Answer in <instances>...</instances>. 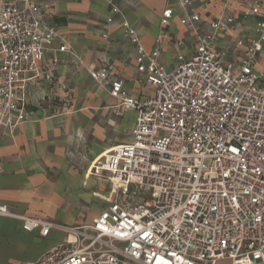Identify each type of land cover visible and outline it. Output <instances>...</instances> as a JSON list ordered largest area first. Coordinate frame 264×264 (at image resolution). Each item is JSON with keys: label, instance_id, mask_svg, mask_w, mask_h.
Returning a JSON list of instances; mask_svg holds the SVG:
<instances>
[{"label": "built area", "instance_id": "2783aa9c", "mask_svg": "<svg viewBox=\"0 0 264 264\" xmlns=\"http://www.w3.org/2000/svg\"><path fill=\"white\" fill-rule=\"evenodd\" d=\"M223 1L194 55H178L171 70L159 62L160 37L148 53L121 21L135 47L136 83L144 93L133 95L109 63L87 69L100 89L137 115L129 139L94 167L108 173L119 199L91 224L61 228L65 239L36 260L0 264H264V87L255 72L264 50V3L254 0L244 12L255 20V36L235 63L214 50L218 35L234 22L225 13L231 0ZM195 2L178 0V6L181 25L197 32ZM120 14L110 3L106 26ZM173 14L167 7L161 26ZM50 17L38 0H0V138L29 120L26 74H36L58 38ZM56 53L82 65L66 45ZM131 184L134 194L149 197L125 200ZM0 216L14 217L3 204ZM18 219L23 230L43 237L54 227Z\"/></svg>", "mask_w": 264, "mask_h": 264}, {"label": "crops", "instance_id": "0c3cea01", "mask_svg": "<svg viewBox=\"0 0 264 264\" xmlns=\"http://www.w3.org/2000/svg\"><path fill=\"white\" fill-rule=\"evenodd\" d=\"M38 1L48 5L49 23L58 38L44 60L36 64V74H26L30 78L26 82L28 122L0 138V204L14 215L0 216V221L14 219L25 238L50 239L32 260L24 262L34 261L60 244L66 237L61 228L89 225L110 201L119 199L107 181L108 173L94 167L97 160L105 162L111 149L129 139L137 115L100 89L87 69L109 63L114 68L113 76L123 80L133 95L144 93L136 83L135 47L124 37L121 21L136 31L148 53L160 37L159 62L171 70L178 55L185 59L194 55L198 38L224 10L223 0H197L193 7L201 21L195 32L181 25L183 13L178 0ZM253 1L228 3L225 13L234 22L218 35L214 48L215 52L225 53L227 62H238L255 36V20L244 16ZM110 3L121 14L106 26ZM167 7L174 14L167 26H161L162 12ZM62 45L68 46L82 65L75 64L72 55L56 53ZM255 72L264 87V50ZM18 217L48 221L54 227L43 237L38 230H23ZM0 263L14 262L1 259Z\"/></svg>", "mask_w": 264, "mask_h": 264}, {"label": "rangeland", "instance_id": "374dc122", "mask_svg": "<svg viewBox=\"0 0 264 264\" xmlns=\"http://www.w3.org/2000/svg\"><path fill=\"white\" fill-rule=\"evenodd\" d=\"M105 187L109 189L107 183ZM134 192L135 186L131 184L125 200L129 202L132 199L134 202H139L141 199L149 197V193L134 194ZM15 222L14 219H3L0 221V260L3 259L5 262L30 261L37 251L45 246L50 239L25 238L20 235V230Z\"/></svg>", "mask_w": 264, "mask_h": 264}]
</instances>
